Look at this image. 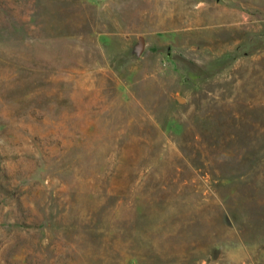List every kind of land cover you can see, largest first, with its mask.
<instances>
[{
	"label": "rangeland",
	"instance_id": "374dc122",
	"mask_svg": "<svg viewBox=\"0 0 264 264\" xmlns=\"http://www.w3.org/2000/svg\"><path fill=\"white\" fill-rule=\"evenodd\" d=\"M0 264H264V0H0Z\"/></svg>",
	"mask_w": 264,
	"mask_h": 264
},
{
	"label": "water",
	"instance_id": "95a60500",
	"mask_svg": "<svg viewBox=\"0 0 264 264\" xmlns=\"http://www.w3.org/2000/svg\"><path fill=\"white\" fill-rule=\"evenodd\" d=\"M140 50H141V48H140Z\"/></svg>",
	"mask_w": 264,
	"mask_h": 264
}]
</instances>
